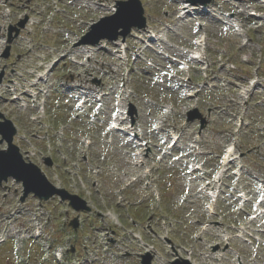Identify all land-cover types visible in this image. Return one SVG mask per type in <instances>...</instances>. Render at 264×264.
I'll return each instance as SVG.
<instances>
[{
    "label": "rangeland",
    "instance_id": "374dc122",
    "mask_svg": "<svg viewBox=\"0 0 264 264\" xmlns=\"http://www.w3.org/2000/svg\"><path fill=\"white\" fill-rule=\"evenodd\" d=\"M116 1L118 0H0V72L6 73L0 93V112L16 125L18 137L15 144L20 147L24 158L27 160V156L28 161L40 166L53 184L68 188L70 192L89 200L95 207L94 213L82 216L86 227L81 225V229L74 231L69 221L76 214L66 204L57 200L58 205L55 208H47L45 205L46 217L51 215L52 219L53 216L54 222L50 226L45 223L46 219L43 220L47 232L45 230L46 235L44 233L40 243L35 244L31 236L39 201L30 196L25 203H20L21 185L10 180L0 189V234L7 233L8 236L7 249L0 251V264H26L28 261L40 263L46 252L45 244L53 242L55 245L66 246L64 242L67 239V244L76 248L75 254H67L73 260L79 254L84 256L90 251L99 253L96 264H140V256L132 254L139 248L137 239L128 238L125 234L132 230L139 233L135 221L127 219L128 215L133 216L130 211H134V207L145 209L148 216L159 215L161 220H165V236L172 241L180 257L187 258L194 252L193 264H238L237 256L241 257L242 264H264V241L258 242V238L253 240L254 243L233 241L228 246L227 255L223 256L221 232L248 221V212H245L248 207L251 213H255L259 207L256 203L257 192L264 180V4L253 0L222 1L215 4L218 13L180 22L176 13L183 0H141L151 30L160 33L167 24H171L175 25L177 34H171V40L161 44L165 55L160 53L163 49L156 46L158 51L150 52L148 61L139 63L131 72L132 83L129 88L135 94L130 100H126L125 105L127 109L130 104L136 107L137 115L134 118L138 128L141 126L149 141L156 139L158 143L164 138V131L155 133L154 126L158 124L164 107H174L175 111L165 124L178 127L180 132L184 131V140L179 149L172 151V156L163 155L162 150H168V142L164 145L160 142L159 148H154L149 154L146 167L138 168L133 156L137 148L132 149L127 138L109 133L115 98L111 97L103 105L94 100L95 91L101 86L105 85L107 90L110 84L121 81V65L116 58L118 48L107 42H103L108 45L105 52L100 51V47H76L90 25L96 23L100 16L111 13L110 9L115 8ZM56 2L59 3L58 8L63 9V13L57 14L53 22L48 23V17L57 7ZM166 10L172 13L171 18L165 17ZM251 11L256 12L257 19H250L247 13ZM228 16L231 17L230 20L238 23L239 31L246 34L245 47L242 39L234 33L235 24L229 25L231 23H228ZM25 19H28L26 28L14 41L10 57L4 59L9 28ZM198 22L204 25L202 34H206L208 39L204 57L209 64V79L205 82V74L201 73L202 65H192L194 82L187 87L188 91L199 90V85L205 86V91L200 93V99L194 103L184 99L187 90L177 78L185 75L180 73L181 65L172 60L188 61L187 55L194 47L193 40L200 36L196 30ZM134 33L138 35L137 32ZM127 42L132 50L140 46L137 38H128ZM84 51L88 52L87 55L92 52V58L88 60ZM65 55L68 57L61 60ZM244 59L248 61L247 64L243 63ZM59 60L61 61L53 73L54 77L45 90L29 93L33 89L36 75ZM69 70L72 71L71 75L68 74ZM111 71L118 72V78L112 79L116 75H110ZM94 79L102 81L103 84L97 86L93 83ZM253 80L256 84L249 86V81ZM10 81L15 82L18 92L15 95L9 92L14 90L8 88L11 86ZM60 82L69 85L83 84L88 88L90 101L85 107L89 113L79 119L75 117L80 112L76 108L79 92L68 91L67 85L60 87ZM209 86H213V89H209ZM46 90L49 91V96L41 97ZM25 92L30 96H23V100L14 103ZM193 106L201 110L199 113L203 117L208 114L209 121L198 146L194 137L199 130L198 115H194V123L188 124L184 130L179 127L187 110ZM97 112L98 119L93 122V115ZM209 112H212L211 115ZM239 117H243L244 122L238 134V152L244 156V160L235 167L240 169L243 166L242 182L237 183V187L247 190L255 204L235 202L230 193L236 182H233L231 170L226 172L223 169L222 173L227 179L226 193L223 190L224 193L215 208L217 217L213 219L219 224L210 232L201 234L202 224L210 219L205 212L206 202L202 200L199 187L201 183L208 181L205 175L211 178L221 173L219 159L224 147L233 142L236 127L233 120ZM33 118L37 121L33 122ZM60 126H65L64 133L59 131ZM48 135L53 141L50 146L44 138ZM110 139H115L113 146L107 144ZM59 140L64 142L61 149L56 145ZM85 141L93 142L95 147H85ZM32 146L37 151H33ZM6 147V144L2 145V148ZM30 151L37 153L38 157H29ZM50 154L55 164L49 168L45 165L44 158ZM197 165L202 167L201 172L195 171ZM146 169L153 173L150 187L147 186L149 181H140L139 178L145 175ZM138 178L136 184L127 187ZM199 178L204 181L201 182ZM156 187L163 200L162 210L159 212L153 206L146 209L153 204L148 203L149 200L143 205L138 204V201L152 196L150 191ZM121 191L124 193H120V196L118 194ZM117 197L118 200L121 197L123 201L118 203ZM14 207H24L25 210L19 219L8 220L7 214ZM108 212L116 218L114 212L120 213L123 224L116 223L110 217L98 215ZM67 213L69 218L66 220ZM195 220H201V225L196 224ZM103 225H106V229L111 227L109 232L115 231L117 237H125L124 243L114 247L106 255L102 254V249L105 248L102 243V233L105 232ZM253 227L259 232L258 237L264 239V219L259 222L250 220L247 228ZM21 233H26L28 239L24 240ZM160 233L162 234L161 231ZM109 236H112L111 233ZM144 236L153 240L150 233H144ZM16 247L20 248L18 254H14ZM216 247H220V250L214 252ZM160 253L156 264H170L174 254L165 245ZM220 255L224 257L222 262L218 260ZM51 257L53 259V255Z\"/></svg>",
    "mask_w": 264,
    "mask_h": 264
},
{
    "label": "water",
    "instance_id": "95a60500",
    "mask_svg": "<svg viewBox=\"0 0 264 264\" xmlns=\"http://www.w3.org/2000/svg\"><path fill=\"white\" fill-rule=\"evenodd\" d=\"M192 4H208L212 0H188ZM145 20L143 18V9L138 0H131L129 2L118 3L117 15L107 18L98 23L92 28V33L98 35L97 40L92 42L98 44L102 39L116 40L118 35H127L131 28L138 27L143 28ZM24 26V23L20 25ZM123 30L119 34V30ZM15 29H11L10 36ZM17 35L19 33L16 30ZM13 40L11 37L10 42ZM86 43V42H84ZM3 76V75H2ZM0 117L2 115L0 114ZM3 118V117H2ZM0 134L4 139L8 141L9 151L0 152V164L6 166L7 170L2 171L0 167V183L2 180H7L9 177H14L18 181H22L25 188V194L34 193L42 200H48L54 194L62 195L66 197L61 191L54 189L47 181L42 172L33 165H26L23 162L22 156L19 154L17 148L12 145L13 136L16 134V130L13 124L9 121L0 123ZM8 159V160H7ZM72 205L77 211L87 209L86 204L78 198L71 197ZM151 259L144 264H150Z\"/></svg>",
    "mask_w": 264,
    "mask_h": 264
},
{
    "label": "bare ground",
    "instance_id": "6f19581e",
    "mask_svg": "<svg viewBox=\"0 0 264 264\" xmlns=\"http://www.w3.org/2000/svg\"><path fill=\"white\" fill-rule=\"evenodd\" d=\"M187 8V7H186ZM166 32H168V29L167 30H165ZM161 39H164V33H163V36H162V38ZM152 41V40H151ZM40 80H42V79H40ZM123 123H117V125H119V126H121ZM1 158V157H0ZM8 160V159H7ZM0 161H2L1 159H0ZM0 167H1V169H2V171H6L7 170V168H6V166H3L2 164H0ZM189 259V258H188Z\"/></svg>",
    "mask_w": 264,
    "mask_h": 264
}]
</instances>
